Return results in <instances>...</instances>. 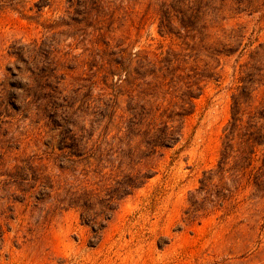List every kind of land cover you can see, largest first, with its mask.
<instances>
[{"label":"rangeland","instance_id":"374dc122","mask_svg":"<svg viewBox=\"0 0 264 264\" xmlns=\"http://www.w3.org/2000/svg\"><path fill=\"white\" fill-rule=\"evenodd\" d=\"M69 1L0 0V264H264V141L240 188L215 178L214 196L197 194L188 216L221 159L235 88L252 81L264 97V0H197L187 28L178 16L167 31L148 0H106L88 21ZM36 42L37 58L14 54ZM98 49L108 60L178 58L206 76L181 141L136 165L152 178L131 195L118 119L131 105L114 88L124 72L93 87ZM46 68L58 79L45 81ZM95 149V164L81 157ZM223 189L233 194L220 202Z\"/></svg>","mask_w":264,"mask_h":264},{"label":"trees","instance_id":"16d2710c","mask_svg":"<svg viewBox=\"0 0 264 264\" xmlns=\"http://www.w3.org/2000/svg\"><path fill=\"white\" fill-rule=\"evenodd\" d=\"M148 1L152 13L159 20L161 31H167L173 26L174 20L178 16L182 17L184 29L187 28L188 25L185 26V20L188 19V24L190 23L191 17L187 16L188 12L192 11L190 5H193L197 0ZM106 3V0H97L95 3L92 0H81L80 4L77 5L82 10L84 20L88 21L94 18L93 12L98 10L92 7L96 6L105 10L108 9ZM184 7L188 10L184 11ZM88 36L87 31H84L82 37L85 39ZM39 49L40 45L36 42L33 49L19 48L14 54L20 59L25 57L32 59L41 54ZM97 52V56L91 55V58L100 60V62H96L99 71L94 76L95 79L91 81L93 87H97L101 81L103 86L109 88V77L116 76V72H124V79H120L117 84L115 83L114 88L119 94H127L131 105L118 118L120 123L128 126L127 129L130 133L128 135L129 148L123 157L126 158L132 173L123 194L131 195L152 178V174L137 170L136 165L143 159L156 155L164 149H170L181 141L185 119L194 114L196 110V100L203 94V82L206 76L199 73L197 69L189 67L186 61L178 58L167 61V64L164 63L165 65H163L162 61L148 62L146 58L137 53L126 56L124 55L125 51H122V56L119 59L108 60L102 56L103 52L99 49ZM50 54L48 51L44 58L49 59ZM83 66L84 68L90 67V62L82 61V68ZM41 74L45 81H49L51 78L58 79L56 75L50 74L48 68L43 69ZM53 74H56L55 70ZM242 83L243 85L235 88L232 96V118L229 123V132L225 136L218 167L216 170L207 172L201 181L202 187L192 193V209L188 213L189 219L196 218L200 212L198 209L200 200L197 194L202 192L205 195L202 201H208L211 195L214 196V191L216 192L217 186L219 187L214 182L215 178H218L223 185H226L225 179L230 180L231 183L238 184L240 188L248 166L252 167L256 161L258 148L264 141V97H259L256 94L252 81L242 80ZM100 90L103 91L104 89L101 88ZM40 98V96L36 97L35 102L37 103ZM111 102V106L105 104V110L102 109L103 113H109L110 109L112 110L117 104L115 100ZM36 106L43 114L50 112L46 106L41 104ZM102 152L100 149H95L90 154L84 152L81 157L83 159L88 158L89 162L94 161L93 164H95L103 157ZM93 164L89 168L97 170ZM61 168L63 169V167ZM256 186L259 187V185ZM223 190L221 197L218 198L220 202L225 201V197H232L233 194L229 189ZM77 194L72 198L73 202L79 200ZM227 194L229 195L226 196ZM114 200H118V198H114L113 202ZM83 206L82 208L85 210L90 209L89 205L84 204ZM86 218H94V215L86 213Z\"/></svg>","mask_w":264,"mask_h":264}]
</instances>
